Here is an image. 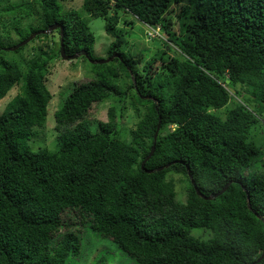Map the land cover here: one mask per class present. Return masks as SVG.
Segmentation results:
<instances>
[{
    "label": "trees",
    "instance_id": "trees-1",
    "mask_svg": "<svg viewBox=\"0 0 264 264\" xmlns=\"http://www.w3.org/2000/svg\"><path fill=\"white\" fill-rule=\"evenodd\" d=\"M63 2L0 0V101L17 87L0 112V264H66L86 229L133 264H264V149L252 138L264 123V0ZM170 3L182 34L165 14ZM124 14L163 30L145 48L156 54L122 51ZM90 18L112 37L104 58L92 54ZM61 41L95 76L53 112L55 148L33 150L52 97L48 63L65 59ZM169 42L180 53L164 58ZM110 99L132 108L131 127L112 104L107 120L88 119Z\"/></svg>",
    "mask_w": 264,
    "mask_h": 264
},
{
    "label": "rangeland",
    "instance_id": "rangeland-1",
    "mask_svg": "<svg viewBox=\"0 0 264 264\" xmlns=\"http://www.w3.org/2000/svg\"><path fill=\"white\" fill-rule=\"evenodd\" d=\"M82 1L83 0H64L63 4L66 8L73 7L80 10ZM178 10V5L170 3L169 9L165 11V14L170 16L171 29L177 34H182L184 31L180 28L181 25L179 26V21L177 20ZM83 16H86V13L83 14ZM124 17L129 20L130 23L127 25L118 24V29L121 31L123 38L126 41L121 47L122 51L130 53L131 55L134 54V57L139 56L142 59H146V57L156 54V50H152L148 53L145 48H149L152 45L157 44L158 38L164 39L165 33L163 30L157 25V33L160 32V34H154L156 35V39L150 40L155 37L154 35L148 34L146 25H144L139 19L133 17L131 14H124ZM89 26L95 35V43L93 45L92 54L95 57H106L107 47L111 42L112 37L105 32L103 19L90 18ZM9 35L11 39L15 38V34L12 30L9 31ZM50 38L57 41L58 33L54 32ZM54 45L55 51H57V43L55 42ZM169 46L172 47L173 51L167 50L164 58H167V56H173L175 53L177 55L180 53L176 46L172 45L170 42ZM140 52H142V54ZM164 58L163 60H165ZM163 60L159 59L158 61L162 63ZM158 61H156L155 65L160 64ZM48 65L50 74L47 75L46 84L52 94V97L48 104V115L45 126L42 129H38L37 134L34 137L33 144L31 145L33 150H36L39 147H47L48 149L55 148L58 134L54 126L53 112L58 108L63 98H65L77 81L86 80L95 76L88 70V68L91 67V62L84 57H76L68 60L62 59L61 57L57 58L55 56L53 60H50ZM122 77L125 81V77L123 75ZM16 91L17 87H14L10 90L7 96L0 101V112L3 110L6 102L16 93ZM111 104L115 105L117 107V111L121 114L117 120H119L123 128L131 127L136 121L134 111L129 105H127L126 108H123V110H120V102L113 99L94 103L88 112V119L90 121L107 120V110ZM258 123L259 124L256 127L257 129H255L252 133V138L257 145L262 146L264 149V123L262 121H259ZM176 191L177 199L183 201L185 196V183L182 180H176ZM203 233L206 236V232ZM79 237L80 252L76 256L69 257L66 264H96V261L100 257L107 261L106 264H133L132 259L126 255L125 252L118 249L116 244L109 238L100 236L90 229L89 231L86 229L80 233Z\"/></svg>",
    "mask_w": 264,
    "mask_h": 264
},
{
    "label": "water",
    "instance_id": "water-1",
    "mask_svg": "<svg viewBox=\"0 0 264 264\" xmlns=\"http://www.w3.org/2000/svg\"><path fill=\"white\" fill-rule=\"evenodd\" d=\"M57 25H52V26H50L49 28H48V30L47 31H50L51 29H53V28H55ZM35 33H33L32 35H30L29 36V38H31L33 35H34ZM14 48V47H13ZM61 56L63 57V58H65V59H67L68 57L65 55V53H64V50H63V47H62V41H61ZM77 55V53H75L73 56H76ZM72 56V57H73ZM113 56H118V54H113L112 55V57ZM112 57H110V58H112ZM109 59V58H108ZM108 59H99V60H96V62L98 61V62H102V61H104V60H108ZM156 134V133H155ZM155 134H154V138H155ZM154 145H155V140L153 141V144H152V147H151V149H150V151H149V153H148V155L145 157V159L143 160V162H142V164H141V167L143 166V163L150 157V155L152 154V152L154 151ZM162 167H158L157 168V170H160ZM154 169H151V171H153ZM191 181H193L192 180V178H191ZM196 187V186H195ZM227 188V184L219 191V192H217V193H215L214 194V196H216L217 194H219L220 192H222V191H224L225 189ZM196 191L198 192V194H199V190L196 188ZM203 196V195H202ZM203 197H205V198H207V199H210V198H212L213 196L212 195H209V196H203ZM260 217V216H259Z\"/></svg>",
    "mask_w": 264,
    "mask_h": 264
},
{
    "label": "clouds",
    "instance_id": "clouds-1",
    "mask_svg": "<svg viewBox=\"0 0 264 264\" xmlns=\"http://www.w3.org/2000/svg\"><path fill=\"white\" fill-rule=\"evenodd\" d=\"M147 27V32L151 29V28H153L156 32H154L152 35H154V34H156L157 33V31H158V26H155V27H151V26H146ZM149 34V33H148ZM157 34H160V32L159 33H157ZM150 35V34H149ZM154 36H156V35H154Z\"/></svg>",
    "mask_w": 264,
    "mask_h": 264
},
{
    "label": "built area",
    "instance_id": "built-area-1",
    "mask_svg": "<svg viewBox=\"0 0 264 264\" xmlns=\"http://www.w3.org/2000/svg\"><path fill=\"white\" fill-rule=\"evenodd\" d=\"M154 32H156L153 28H151L149 31H148V33L150 34V35H152Z\"/></svg>",
    "mask_w": 264,
    "mask_h": 264
},
{
    "label": "bare ground",
    "instance_id": "bare-ground-1",
    "mask_svg": "<svg viewBox=\"0 0 264 264\" xmlns=\"http://www.w3.org/2000/svg\"><path fill=\"white\" fill-rule=\"evenodd\" d=\"M117 58V57H116Z\"/></svg>",
    "mask_w": 264,
    "mask_h": 264
}]
</instances>
